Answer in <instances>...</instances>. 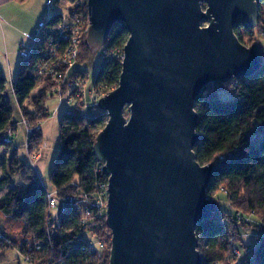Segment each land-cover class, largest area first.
Wrapping results in <instances>:
<instances>
[{
	"label": "water",
	"instance_id": "95a60500",
	"mask_svg": "<svg viewBox=\"0 0 264 264\" xmlns=\"http://www.w3.org/2000/svg\"><path fill=\"white\" fill-rule=\"evenodd\" d=\"M259 1L86 0L89 49L117 22L129 36L118 86L97 102L108 120L92 147L108 176L109 264H202L195 230L219 206L206 195L216 165L193 152L194 103L262 66L261 45L233 31L239 19L258 24Z\"/></svg>",
	"mask_w": 264,
	"mask_h": 264
},
{
	"label": "trees",
	"instance_id": "16d2710c",
	"mask_svg": "<svg viewBox=\"0 0 264 264\" xmlns=\"http://www.w3.org/2000/svg\"><path fill=\"white\" fill-rule=\"evenodd\" d=\"M52 1L53 4L61 1L71 4L73 8L70 12L83 15L88 21L86 0ZM263 4L264 0L257 3L258 25L247 27L239 19L233 28L238 41L244 45L247 44L243 36L251 40L254 29L264 21ZM63 17L61 13L48 15L46 24L59 23ZM128 37L125 25L115 23L100 47L103 57L92 87L100 85L112 90L118 86L122 61L114 58L112 53L123 49ZM84 38L79 64L90 61L92 55L86 35ZM44 48L43 41L34 45L29 56L19 62L16 77L10 82L12 97L22 117L31 125L46 119L45 101L52 96L46 94L45 88L43 93L32 99L36 111H30L25 106L29 94L38 86L35 67ZM71 77L84 81L88 79V72L74 69ZM6 84L7 79L0 75V146L11 149L13 155L9 173L0 178V188H6L13 178H20L21 183L10 186L0 196V217L4 218L3 224L0 223V232L10 243L5 245V251L15 249L22 257L27 252L24 240H38L43 242V246L33 255L37 264H48L49 257H52L53 264H109L111 233L104 213L99 216L93 209L86 216L85 224H81L83 213L73 207L64 212L51 213L46 197L47 187L34 175L32 167L18 157L23 145L3 142L8 129L15 131L16 127ZM221 92L227 97H222ZM89 112V109L86 112L74 109L60 115L59 147L49 171L50 185L58 197L86 195L94 199L98 186L108 180V176L101 171L103 163L97 160L92 150L108 116L100 109ZM194 112L197 114L196 131L200 134L193 149L196 160L201 165L211 162L216 165L206 195L213 199L216 192L225 194L234 210L228 213L219 209L211 219L203 220L196 227L202 264L227 263L233 245L241 249L240 264H264V235L257 237L253 246L242 243V232L248 225L235 213L239 211L243 216L251 214L252 218L260 219L263 226L255 231L264 232V52L262 66L252 76L231 78L219 89L212 85L205 87L195 99ZM255 136L260 137L256 142L252 140ZM28 141L30 149L41 146L45 142L42 131L31 135ZM47 218L50 224H47ZM84 233L105 242L103 249L90 250L83 239Z\"/></svg>",
	"mask_w": 264,
	"mask_h": 264
},
{
	"label": "built area",
	"instance_id": "2783aa9c",
	"mask_svg": "<svg viewBox=\"0 0 264 264\" xmlns=\"http://www.w3.org/2000/svg\"><path fill=\"white\" fill-rule=\"evenodd\" d=\"M46 10L50 11L53 7V1L47 0L45 3ZM35 31L31 34L28 39L24 42H21L19 45V56L21 59L27 58L29 56L30 50L38 42H44V52L41 55V58L38 60V63L35 67L38 79L42 80L48 79L47 85L50 89L48 95L61 96L67 94L69 99L74 102L75 109L88 107L91 111H97L98 100L108 94L111 91L109 88L104 86H90L89 89H85V81L81 78L71 77L73 75L72 68L78 61V57L81 52V45L84 41V36L88 31V21H85L83 15L77 13H70L68 18L63 17L59 23L54 25L46 24V19H42L37 23ZM114 58H118L121 61L123 60V49H117L112 53ZM94 94L95 97L90 96ZM85 95L90 98L88 102L85 98ZM92 100V102H91ZM81 111V110H79ZM84 111V110H83ZM81 111V112H83ZM23 125L25 131V149L26 152L29 150V145L27 143L31 135L37 134L41 131V123H37L34 126H29L28 122L23 120ZM13 131L11 128L8 129V132L3 139V142L8 143L12 141ZM29 142V141H28ZM45 146V145H44ZM35 152V151H34ZM28 154V153H27ZM39 153L35 152L31 155H28L29 161L33 162L38 159L40 156ZM222 159V157H220ZM32 160V161H31ZM108 183H101L97 189V196L92 199L85 196H75L67 195L66 197H58L47 192L46 197L48 200V208L51 213L56 211L64 212L68 207H73L76 210H80L83 213V219L81 224H85L87 220L86 216H89L92 213L93 209H96V213L101 216V214L106 212V203H107V194ZM237 218H241L239 212H237ZM48 219V218H47ZM244 222H248V218L242 217ZM47 224H50L49 219ZM88 230L85 232L87 233ZM84 233V235L86 234ZM83 235V239L86 241L87 246L90 250H101L105 246V242L95 240L94 237L88 238L86 235ZM0 243L1 250L6 248V244L10 245L9 241L4 238L0 232ZM24 246L27 248V252L22 255L23 262L26 264H37L33 260V255L36 254L38 250L43 246L42 241L38 240H24ZM241 249L237 246H233L232 255L236 259L240 260L241 258ZM52 257L48 258V264H53ZM58 264H65L64 262H59ZM218 264V263H217Z\"/></svg>",
	"mask_w": 264,
	"mask_h": 264
},
{
	"label": "rangeland",
	"instance_id": "374dc122",
	"mask_svg": "<svg viewBox=\"0 0 264 264\" xmlns=\"http://www.w3.org/2000/svg\"><path fill=\"white\" fill-rule=\"evenodd\" d=\"M46 1L47 0H34V1L32 0L33 3L35 2L34 9H37L39 6L43 8L42 19H48V15L51 16L54 13L56 14L61 13L63 14L65 18H68V16L70 15L69 13H71L70 11L73 8L71 4L68 5L66 2L61 1L58 4H53L52 9L48 11L46 10V6H45ZM262 7L264 8V4L262 5ZM29 13L33 14L32 11ZM254 30H255L254 35L252 36L251 40H249V38L246 35L243 36V41L247 44L245 46L250 47L253 44H259L261 45L262 51L264 52V21H262V23L259 26H257ZM102 57H103L102 49L97 48L92 51L91 58L89 59L90 61L85 62L83 64H79L81 61L79 62L78 60V62L72 67L74 69L88 72V79L84 80L86 90L89 89L91 84L93 83L96 70L98 66L100 65V62L102 61ZM14 60L15 59L13 58V61ZM20 61H21V57L17 54V61H16L17 64L12 63L11 69L9 70H8V67L6 66L3 71V74H1L4 78L7 79L6 85L8 88H7L6 94H7V97H9L11 106L13 108L12 119L14 123H16L15 131L11 129L13 131V136L11 137L12 141L10 142H13L14 146H19V144L23 145V148H20V151L18 152V157L21 158V160L24 163L32 167V170L34 171V175H37L41 183L43 184V186L47 187L48 192L54 195L52 185H50V181H49V175H50L49 171H50L51 165L53 164L52 162L57 154V149L59 147V140H58L59 139V129H58L59 118H60V115L63 114V112L73 111L75 109V105H74V102L69 99V96L67 94H63L62 97L56 96V95H52L51 97H49L45 101L47 117L44 121L37 122V123H41L42 125L43 130L42 129L41 130L43 132V139L45 142L38 148H35L34 146L32 149H30L29 147L28 152H26V149H25V144H26L25 131L26 130L24 129L23 120L25 121L27 120L24 119V117H22L20 109L17 107L14 97H12L11 86H10V82H11L10 75H12V79L16 77V71H17ZM46 83H48V79H45V78L43 79V81L42 80L37 81L38 86L34 90H32V92L29 94V98L25 102V106L26 108H28V110L36 111V107L32 105V99L33 97H37L38 95H40V93H43L45 88H46L45 92L48 95V91L50 87ZM221 93H222V97H227L225 93L223 92ZM87 96L85 95L84 100L86 99L87 101L88 100L90 101V98ZM90 96H93V95L90 94ZM95 96L96 95L94 94L93 97ZM88 109H89L88 107H85V108H80L79 110L81 111L84 110L83 112H86ZM94 112L96 111L90 110L89 113H94ZM125 115H128L127 109L125 110ZM34 125L35 124L33 125L29 124V126H34ZM259 138L260 137L255 136V137H252V140L256 142ZM27 143L29 145L28 141ZM2 147L3 146H0V178L4 177L5 173L6 174L9 173V168H10L9 164H10L11 157L13 155L11 149H7L5 147L2 148ZM34 151L37 153H39L40 151V154H39L40 156L38 157L37 160L30 162L28 155L35 153ZM20 183H21L20 178H13V180H10L6 188H0V196H2L7 191V189L10 188V186H14ZM214 199L218 201V206L221 211L223 212L226 211L228 213L234 212L225 194H222L221 192H216L214 194ZM237 212H235L236 216H237ZM239 214H240L241 220H242V217L248 218V222H245L248 225L247 226L248 228L243 229L241 241L242 243L248 246L249 245L253 246L254 243L256 242L257 237L264 235V232L259 231V233H257L255 231L257 227L261 228L263 226V223L261 222L260 219L258 220L257 218H252L251 214L248 216H243L240 212ZM3 220L4 218L0 217V223L3 224ZM242 221L244 222V220ZM14 232H17V231H14ZM85 235L88 238L91 237L88 234H85ZM1 245L2 244L0 243V260H2V257H4L2 264H18L19 259H20L19 264H26L25 262H23V259L21 255L18 254L17 250L9 249V250L4 251V249L1 250ZM233 246H236V245H233ZM226 262L227 263H222V264H240V260L239 259L237 260L236 257L232 255V251Z\"/></svg>",
	"mask_w": 264,
	"mask_h": 264
},
{
	"label": "crops",
	"instance_id": "0c3cea01",
	"mask_svg": "<svg viewBox=\"0 0 264 264\" xmlns=\"http://www.w3.org/2000/svg\"><path fill=\"white\" fill-rule=\"evenodd\" d=\"M34 3L32 0H0V75L6 66L9 70L12 63L17 64L20 43L33 34L37 23L42 20L43 8L34 9ZM31 11L33 14L29 13Z\"/></svg>",
	"mask_w": 264,
	"mask_h": 264
}]
</instances>
